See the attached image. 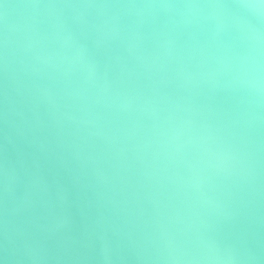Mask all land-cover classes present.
Returning a JSON list of instances; mask_svg holds the SVG:
<instances>
[{
    "label": "water",
    "instance_id": "1",
    "mask_svg": "<svg viewBox=\"0 0 264 264\" xmlns=\"http://www.w3.org/2000/svg\"><path fill=\"white\" fill-rule=\"evenodd\" d=\"M0 264H264V0H0Z\"/></svg>",
    "mask_w": 264,
    "mask_h": 264
}]
</instances>
